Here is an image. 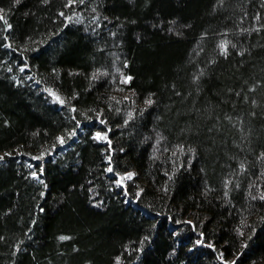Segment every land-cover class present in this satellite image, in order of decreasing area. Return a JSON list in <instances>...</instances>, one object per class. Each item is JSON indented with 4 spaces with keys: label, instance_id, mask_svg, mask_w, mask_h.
<instances>
[{
    "label": "trees",
    "instance_id": "obj_1",
    "mask_svg": "<svg viewBox=\"0 0 264 264\" xmlns=\"http://www.w3.org/2000/svg\"><path fill=\"white\" fill-rule=\"evenodd\" d=\"M0 15V264H264V0Z\"/></svg>",
    "mask_w": 264,
    "mask_h": 264
},
{
    "label": "snow or ice",
    "instance_id": "obj_2",
    "mask_svg": "<svg viewBox=\"0 0 264 264\" xmlns=\"http://www.w3.org/2000/svg\"><path fill=\"white\" fill-rule=\"evenodd\" d=\"M4 19V17L2 16V15H0V20H3ZM220 47H221V49H222V51H224L225 53H226V42L225 43H222L221 45H220ZM131 80V77H127L126 79H125V82H128V81H130ZM57 99H59V97H57ZM61 103H63V101H61ZM149 103H151V101H149ZM103 122V121H102ZM97 138L98 139H106V136H101L99 133L97 134ZM61 142H63V140L61 139ZM0 159H2V157H0ZM109 171H112V169L110 168V169H108ZM131 177H132V174H129L128 175V179H131ZM123 181L121 180L120 181V183H122ZM61 239H68V237H61Z\"/></svg>",
    "mask_w": 264,
    "mask_h": 264
}]
</instances>
